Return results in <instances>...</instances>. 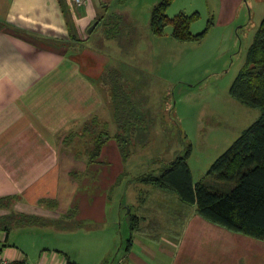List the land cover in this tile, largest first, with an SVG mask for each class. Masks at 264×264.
Here are the masks:
<instances>
[{
    "label": "crops",
    "instance_id": "0c3cea01",
    "mask_svg": "<svg viewBox=\"0 0 264 264\" xmlns=\"http://www.w3.org/2000/svg\"><path fill=\"white\" fill-rule=\"evenodd\" d=\"M246 2L219 0L217 5ZM110 3L0 0V197L9 202L0 205V216L58 219L73 210L77 219L98 227L119 223L125 241L118 245L114 235L109 247L72 250L36 243L32 225L20 222L8 230L0 227V257L7 264H89L87 252L100 250L109 263L117 248L110 264H264V239L215 223L176 190L143 179L162 170L143 172L145 163L127 170L130 155L112 141L120 128L108 72L116 68L124 86L128 71L106 50L114 41L106 33ZM249 5L259 18L255 36L264 0ZM99 133L111 138L91 161ZM114 173L128 178L116 190L117 200L111 198L119 177Z\"/></svg>",
    "mask_w": 264,
    "mask_h": 264
},
{
    "label": "rangeland",
    "instance_id": "374dc122",
    "mask_svg": "<svg viewBox=\"0 0 264 264\" xmlns=\"http://www.w3.org/2000/svg\"><path fill=\"white\" fill-rule=\"evenodd\" d=\"M159 1L111 0L110 3L111 20L106 33L114 41L106 50L128 71L123 87L144 122L124 136L128 140L120 147L121 151L124 147L126 157L130 155L128 171L145 163L142 170L148 173L160 172L177 155L184 154L190 144L188 163L194 181H198L206 176L216 158L261 115L259 108L246 105L230 94L259 18L252 14L250 0L242 6L225 4L224 8L218 7L219 0H172L167 9L169 16L180 11L197 12L190 25L191 32L197 34L207 28L202 40L179 41L172 36L170 24L162 35L152 32L151 11ZM115 15L120 16L118 24L113 18ZM209 19L213 21L210 26ZM247 20L251 22L245 25ZM111 83L115 86L117 80L113 78ZM71 174L77 176L79 172ZM126 174L114 173L115 179L119 177L112 189V199L117 200L115 192L123 179L127 181ZM128 210H124V222H127ZM70 211L58 219L28 215L24 218L29 221L21 223L32 225L29 234L39 244L109 247L108 241L114 235L118 245L122 238L125 241V231L119 223L98 227L97 223L77 219L73 210ZM16 221L11 225L20 223ZM116 252L117 248L107 263L108 256L100 250L96 254L88 251L87 262L110 264Z\"/></svg>",
    "mask_w": 264,
    "mask_h": 264
},
{
    "label": "trees",
    "instance_id": "16d2710c",
    "mask_svg": "<svg viewBox=\"0 0 264 264\" xmlns=\"http://www.w3.org/2000/svg\"><path fill=\"white\" fill-rule=\"evenodd\" d=\"M172 0H160L151 11L150 27L154 34H164L167 25L173 27L172 36L179 41L202 40L207 28L197 34L190 25L197 12L188 14L180 11L169 16L167 9ZM213 21L209 19V26ZM112 83L114 116L120 131L113 137L119 145L126 144L124 138L137 127L143 125V117L135 110L126 89L120 83L119 71L108 72ZM230 94L246 105L259 108L260 117L243 130L242 134L220 154L211 164L206 176L194 182L187 162L190 144L182 155H177L165 165L160 175L147 174L143 179L153 181L160 187L177 191L181 198L195 204L197 211L207 219L226 226L234 231L264 239V18L261 20L254 39L250 44L246 59L230 87ZM91 127V126H90ZM111 136L99 133L89 154L91 161L100 156L105 142ZM122 152L124 147L122 146ZM0 197V205L5 206ZM20 215V214H19ZM9 213L0 216V227L9 229L12 222H26L28 215ZM16 218V219H15Z\"/></svg>",
    "mask_w": 264,
    "mask_h": 264
},
{
    "label": "built area",
    "instance_id": "2783aa9c",
    "mask_svg": "<svg viewBox=\"0 0 264 264\" xmlns=\"http://www.w3.org/2000/svg\"><path fill=\"white\" fill-rule=\"evenodd\" d=\"M77 5H81L86 2V0H73ZM8 261L0 257V264H7Z\"/></svg>",
    "mask_w": 264,
    "mask_h": 264
},
{
    "label": "water",
    "instance_id": "95a60500",
    "mask_svg": "<svg viewBox=\"0 0 264 264\" xmlns=\"http://www.w3.org/2000/svg\"><path fill=\"white\" fill-rule=\"evenodd\" d=\"M93 28V25L89 28V30H91Z\"/></svg>",
    "mask_w": 264,
    "mask_h": 264
}]
</instances>
